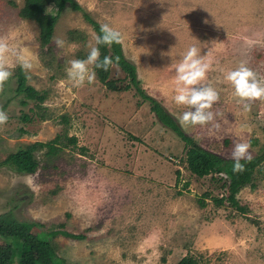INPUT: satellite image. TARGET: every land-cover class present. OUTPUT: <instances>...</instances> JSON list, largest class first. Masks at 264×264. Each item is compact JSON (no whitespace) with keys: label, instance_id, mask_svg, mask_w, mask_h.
I'll return each mask as SVG.
<instances>
[{"label":"rangeland","instance_id":"obj_1","mask_svg":"<svg viewBox=\"0 0 264 264\" xmlns=\"http://www.w3.org/2000/svg\"><path fill=\"white\" fill-rule=\"evenodd\" d=\"M75 1L99 26L108 23L121 32V53L135 66L139 87L188 137L226 159L241 139L249 143V158L258 154L264 96L239 100L224 73L244 62L264 78V0ZM23 3L0 0V64L13 73L0 86V111L8 116L0 124V161L57 135L76 137L77 147L68 145L50 160L46 150H37L40 166L33 175L1 168L0 217L49 235L63 264H176L186 255L199 264H264V174L255 176L254 189L236 196L245 216L227 203L216 207L211 197L223 196L221 184L186 170L183 142L157 122L134 89L110 93L96 74L83 86L68 81L69 62L85 59L95 44L82 13L64 10L50 45L42 48L37 25L18 16ZM191 46L210 64L200 84L219 94L211 109L217 115L203 126L181 123L188 106L173 100L175 66ZM21 61L31 66L25 69ZM19 68L27 86L46 95L40 110L33 102L21 105L24 95L15 93L13 78ZM110 73L124 77L116 66ZM25 115L34 121L24 124ZM205 193L212 196L204 199ZM81 235L84 240L73 238ZM11 239H0V264H8ZM16 249L12 264H36L29 248Z\"/></svg>","mask_w":264,"mask_h":264},{"label":"trees","instance_id":"obj_2","mask_svg":"<svg viewBox=\"0 0 264 264\" xmlns=\"http://www.w3.org/2000/svg\"><path fill=\"white\" fill-rule=\"evenodd\" d=\"M66 9L73 12H81L84 20L91 25L96 34H99L100 26L82 10L75 0H24L23 7L20 9L18 16L24 21H32L37 25L38 40L40 46L43 48L50 45L54 28L62 12ZM99 47L101 59L104 56L119 58L118 64L114 66L120 69L124 77L122 79L112 78L110 75L111 66L107 71L94 68L97 81L110 93H126L134 89L143 103L149 104L150 112L154 115L157 122L162 127L173 132L183 142L184 158L182 159V163L185 165L186 170L198 179L210 177L213 181L221 184L220 188L224 190L221 198L211 197V193H205L203 195L204 199L211 197L216 207H222L227 203L231 208L245 216L247 209L239 204L236 196L245 187L254 189L255 176L257 174H264V146L260 148L256 156L242 160L244 167L241 171L233 172L232 159H226L199 146L183 132L176 119L159 102L145 94L139 87L135 66L127 61L121 53L120 43H113L110 47L104 45ZM13 78L16 79L15 93L24 95L21 105L27 106L28 102H33L35 103V110H40V105L44 102L46 95L27 86L26 76L20 68L17 69ZM122 81L124 84H121ZM34 113L40 121H45L46 117L44 114L33 111V115ZM22 121L24 124H29L34 120L32 116L25 115ZM62 121L63 124H68V120L65 117L62 118ZM21 134L26 135L28 132L21 130ZM130 137L137 140L131 135ZM63 140L67 141V143H63ZM68 145L77 147V138L73 136L68 137L66 134H63L57 135L47 143L36 142L20 147L17 151L9 153L4 160L0 161V169L6 168L18 175H33L40 166V161L34 155L37 150H46L45 155L50 160L62 152L64 148H67ZM82 152H84V149H82ZM179 175L177 171L176 177ZM184 188H187V184H185ZM203 200L199 201L201 207L205 206ZM1 238L13 239L12 243L6 241L9 246V251L5 253L8 264H12L18 258L19 253L16 248L20 246L29 248L36 255V264H63L55 257L52 240L49 235L42 231L33 233L31 225L27 223L9 222L8 219L0 217ZM73 238L76 240L85 239L83 235ZM1 252L3 250H0ZM199 263L200 261L195 257L186 255L176 264Z\"/></svg>","mask_w":264,"mask_h":264},{"label":"clouds","instance_id":"obj_3","mask_svg":"<svg viewBox=\"0 0 264 264\" xmlns=\"http://www.w3.org/2000/svg\"><path fill=\"white\" fill-rule=\"evenodd\" d=\"M121 39L120 31L108 23L101 24L99 34L94 33L95 44L90 48L86 58L73 59L69 62L70 66L66 69V73L72 86L79 87L85 82H92L95 79L94 68L107 71L110 66L118 64V57L104 56L101 59L99 46L110 47L113 43H119ZM55 43L57 46H62L63 41L57 39ZM200 50L196 46L189 47L174 69L176 86L173 100L177 105L188 106V110L184 111L179 118L185 125H207L213 122L217 115L211 111L214 103L219 99L217 90L200 84L205 80L210 67L209 62H206L200 54ZM21 63L25 69L31 66L27 61H21ZM12 74L8 66L0 64V86ZM224 79L232 87L234 95L241 101L264 96V78H258L257 74L244 62L236 68L227 70L224 73ZM249 108L247 103L243 105L245 111ZM7 120V114L0 111V124ZM230 156L233 160L232 171H241L244 167L242 160L250 157L248 141L245 139L235 141Z\"/></svg>","mask_w":264,"mask_h":264}]
</instances>
